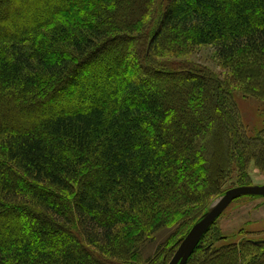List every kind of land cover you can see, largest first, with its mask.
<instances>
[{"label":"trees","instance_id":"16d2710c","mask_svg":"<svg viewBox=\"0 0 264 264\" xmlns=\"http://www.w3.org/2000/svg\"><path fill=\"white\" fill-rule=\"evenodd\" d=\"M198 47L264 100V0H0V264H135L264 171V124L249 136L206 70L155 62ZM211 232L186 264H264V242Z\"/></svg>","mask_w":264,"mask_h":264},{"label":"rangeland","instance_id":"374dc122","mask_svg":"<svg viewBox=\"0 0 264 264\" xmlns=\"http://www.w3.org/2000/svg\"><path fill=\"white\" fill-rule=\"evenodd\" d=\"M182 53V55H178L176 57L169 56L155 59V62L166 64L168 66L175 65L176 67L177 65H181L185 66V68L188 67L198 70H206L208 74H211L214 78L219 80L223 88L231 95L238 111L239 121L243 125L245 132L249 136H255L263 128L264 100L248 95L242 90V86L237 82L234 84L232 83L230 80L231 75L229 74V70H227V68L222 65V62L217 59L213 48H189V50H185ZM247 175L249 177L248 186H264V171L257 169L253 164H251L247 169ZM238 178L239 174L234 171L224 185L225 192L229 189L238 187ZM221 197L222 196L219 198ZM219 198L215 199L210 204L207 212L211 206L219 200ZM198 208L199 207L195 209L198 210ZM194 214L195 211L193 210L191 215ZM196 223L197 222H195L193 226ZM187 227L188 226L182 227L172 222L167 223L165 227L160 229L141 244L139 258H132V262L135 264H150L152 261L161 263L165 261L166 257H163L162 255H164L163 253L166 251H168L169 255L172 254L173 257L179 245L192 228L191 227L184 235ZM211 228L212 232L209 236L213 233L214 235L216 234L220 237V239H218L219 242L217 243V246L231 245L241 241H249L254 244L263 243L264 198L241 197L236 199L226 208ZM103 257L105 258L106 256ZM246 259L248 261H252L253 257L249 256ZM259 259H264V253L263 256L261 255L259 257ZM112 261L117 262V260ZM221 261L223 263V260L220 259L219 264ZM118 263L120 262H117V264ZM203 264H205V262Z\"/></svg>","mask_w":264,"mask_h":264},{"label":"water","instance_id":"95a60500","mask_svg":"<svg viewBox=\"0 0 264 264\" xmlns=\"http://www.w3.org/2000/svg\"><path fill=\"white\" fill-rule=\"evenodd\" d=\"M241 197L264 198V186H241L226 191L223 196L211 206L209 211L191 228L168 264H186L204 234L226 208L233 201Z\"/></svg>","mask_w":264,"mask_h":264}]
</instances>
